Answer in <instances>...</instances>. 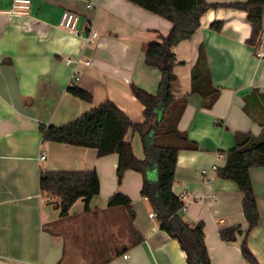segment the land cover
<instances>
[{"label": "crops", "instance_id": "obj_1", "mask_svg": "<svg viewBox=\"0 0 264 264\" xmlns=\"http://www.w3.org/2000/svg\"><path fill=\"white\" fill-rule=\"evenodd\" d=\"M13 1L0 0V264H187L179 241L151 218L141 174L127 171L119 183L117 154L99 157L95 149L44 142L40 131L41 125H68L108 102L133 125L144 124L145 107L131 87L158 93L162 75L147 66L146 53L172 24L129 0H32L31 18H10L4 12ZM205 1L220 6L205 12L195 35L174 48L178 80L172 95L188 102L178 127L198 148L179 153L173 193L187 197V211L181 212L186 221L204 223L211 264H249L242 254L245 240L264 264V168L251 170L261 220L249 233L244 195L212 170L225 167L237 134L264 132L255 120L260 114L264 118V59L257 58L261 37L257 48L250 46L247 12L221 6L248 0ZM65 12L79 15L80 36L93 28L98 39L86 44L66 31L61 26ZM220 23L222 28L215 29ZM201 51L220 92L210 109L202 96L192 94V71ZM78 58L93 63L80 67L75 83L92 95L90 103L69 92L74 69L66 61ZM126 139L143 159L139 134L131 129ZM42 171H96L100 194L90 212L79 200L69 216L61 217L43 198ZM202 171L215 181L206 183ZM117 193L132 200V222L126 209L108 207ZM237 227L242 233L235 242L221 239L223 231Z\"/></svg>", "mask_w": 264, "mask_h": 264}, {"label": "trees", "instance_id": "obj_2", "mask_svg": "<svg viewBox=\"0 0 264 264\" xmlns=\"http://www.w3.org/2000/svg\"><path fill=\"white\" fill-rule=\"evenodd\" d=\"M129 1L172 24L171 32L166 37L160 36L159 40L149 43L146 53L147 66L159 70L162 75L158 93L150 94L137 86L131 87L133 95L145 107V123L133 125L114 103L108 102L68 125H41L43 141L95 149L99 157L117 154L119 183L127 171L143 176L141 195L149 201L160 229L179 241L187 256V264H211L205 243L204 223L192 224L186 221L181 214L183 203L173 193L179 153L182 150H196L198 145L179 130L178 125L188 102L187 97L175 98L172 90L178 80L174 74V48L195 35L205 12L220 5H209L205 0ZM221 6L247 12V20L252 27V37L248 44L257 48L264 33V0H248L246 3ZM214 26L217 30L222 28L221 23ZM69 92L84 102H92V95L75 84L69 87ZM192 94L202 96L207 109L215 104L220 94L213 87L207 58L202 51L192 71ZM250 109L249 105L245 107L248 115H252ZM255 120L264 126L261 114L260 119ZM131 129L141 138L143 159L135 155L133 145L126 139ZM235 138L236 147L227 153L225 167L217 172L222 179L236 183L244 195L243 211L249 233L261 220L251 170L264 168V132L260 137L239 133ZM40 187L43 195L52 198L50 202L60 210L61 217L69 216L79 200L84 202V211L90 212L91 202L100 194V181L96 171H42ZM132 204L129 197L117 193L109 200L108 207L126 209L132 222L135 219ZM241 233L239 227L225 230L221 233V239L235 242ZM242 254L249 264H259L246 240L242 245Z\"/></svg>", "mask_w": 264, "mask_h": 264}, {"label": "built area", "instance_id": "obj_3", "mask_svg": "<svg viewBox=\"0 0 264 264\" xmlns=\"http://www.w3.org/2000/svg\"><path fill=\"white\" fill-rule=\"evenodd\" d=\"M31 8H32V0H14L13 4H12V8L10 11L4 12L5 15H7L10 18H31ZM89 9L94 8V5L90 4L88 5ZM80 21V17L79 15L70 13V12H65L63 14L62 17V21H61V26L68 31L70 34L72 35H79L78 30H77V26L78 23ZM80 36V35H79ZM98 33L91 28L89 30V33H87L85 36H80L81 39H83V41L86 44H92L94 43L97 39H98ZM257 58L259 59H264V33L261 36V44H260V48L257 52ZM66 64L73 67V80L71 82V85H74L81 77L82 72H81V66L85 65V66H92L93 63L89 62V61H84L82 58H78V59H68L66 61ZM220 158H224L223 155L219 156ZM41 161H44L46 159V156L44 154L41 155L40 157ZM212 170L214 172L218 171L217 167H213ZM202 176L203 179L206 183L210 184L213 181H215L216 177L215 176H209L208 175V171H202ZM45 199V201L50 202L52 201V198L48 197V196H44L43 197ZM186 195L183 194L180 196V200L183 203V207L181 209V212H186L187 211V204H186ZM151 218H156V214L153 212L151 213ZM124 258H128L127 256H124Z\"/></svg>", "mask_w": 264, "mask_h": 264}]
</instances>
